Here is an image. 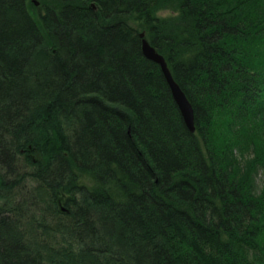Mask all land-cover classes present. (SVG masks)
<instances>
[{"label": "trees", "instance_id": "trees-1", "mask_svg": "<svg viewBox=\"0 0 264 264\" xmlns=\"http://www.w3.org/2000/svg\"><path fill=\"white\" fill-rule=\"evenodd\" d=\"M0 264H264V0H0Z\"/></svg>", "mask_w": 264, "mask_h": 264}, {"label": "water", "instance_id": "water-1", "mask_svg": "<svg viewBox=\"0 0 264 264\" xmlns=\"http://www.w3.org/2000/svg\"><path fill=\"white\" fill-rule=\"evenodd\" d=\"M139 36H140V50L142 55L145 58L158 64L160 71L169 87L172 99L179 110V113L181 115L185 127L190 133H193L194 131L193 113L190 104L185 98L184 93L181 91L179 86L172 79L169 70L166 67L163 57L159 53H157L155 49L148 43L145 37H143V32H140Z\"/></svg>", "mask_w": 264, "mask_h": 264}, {"label": "rangeland", "instance_id": "rangeland-1", "mask_svg": "<svg viewBox=\"0 0 264 264\" xmlns=\"http://www.w3.org/2000/svg\"><path fill=\"white\" fill-rule=\"evenodd\" d=\"M257 185L260 186L258 180H257Z\"/></svg>", "mask_w": 264, "mask_h": 264}, {"label": "bare ground", "instance_id": "bare-ground-1", "mask_svg": "<svg viewBox=\"0 0 264 264\" xmlns=\"http://www.w3.org/2000/svg\"><path fill=\"white\" fill-rule=\"evenodd\" d=\"M193 109V108H192ZM194 114V113H193ZM195 123V122H194ZM195 125V124H194Z\"/></svg>", "mask_w": 264, "mask_h": 264}]
</instances>
